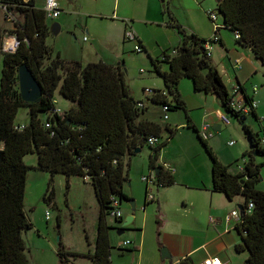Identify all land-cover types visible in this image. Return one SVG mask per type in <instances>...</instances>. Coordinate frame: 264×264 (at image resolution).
Instances as JSON below:
<instances>
[{
  "label": "trees",
  "instance_id": "1",
  "mask_svg": "<svg viewBox=\"0 0 264 264\" xmlns=\"http://www.w3.org/2000/svg\"><path fill=\"white\" fill-rule=\"evenodd\" d=\"M16 16L17 33L21 43L16 52H3V68L0 86V264H33L26 253L24 231L34 224L26 211V187L28 165L24 156L37 152V167L50 173V185L44 195L48 203L54 199V178L57 173L90 177L100 204L97 237L93 251L74 252L66 249L59 239L58 255L66 264L69 256H87L93 264H113L111 250L114 247L106 215L111 197L122 201L131 200L124 191L129 180V161L126 155L135 154L137 148L147 144L150 135L161 136L163 127L149 119H140L141 110L126 79V69L121 63L104 60L83 63L82 60H67L60 53L54 55L47 37L52 24L44 9L36 6L35 0L22 2L8 0ZM217 10L224 18V26L234 33L239 32L238 42L253 49L264 66V0H218ZM168 24L183 37L178 53L165 61L153 59L155 71L163 78L166 91L176 105L187 111V123L196 130L212 161L213 188L230 199L243 196L241 221L237 229L241 241L236 244L239 252L248 251L242 264H264V189L262 181L263 163L256 161L257 154H264L260 134L245 122L247 115L232 107L234 93L231 92L213 63L206 49L211 40L188 31L169 12ZM219 30V29H218ZM217 30V31H218ZM169 63V70L161 63ZM26 64L40 81L43 96L37 103L22 100L19 88L18 68ZM264 74V71H263ZM183 77L192 79L195 90L214 94L225 109L241 117L250 138L251 147L243 153L242 170L233 173L222 162L208 140L203 138L191 119L185 101L181 99L178 84ZM243 99L250 102L245 88L239 84ZM56 91L73 102L67 109L57 110ZM164 90L156 89L151 99L157 103H168ZM27 106L31 120L22 129L16 128L19 108ZM46 117H41V113ZM251 113L258 119L255 109ZM46 121L50 126H46ZM170 136L176 132L166 127ZM169 137L158 146L151 147L150 167H160L156 179L160 185L175 182L172 172L157 163L161 148ZM252 201L254 207L248 211ZM157 237L163 224L160 207L157 208ZM89 242V236L86 234ZM164 246L160 244L162 249ZM183 264V263H181Z\"/></svg>",
  "mask_w": 264,
  "mask_h": 264
},
{
  "label": "crops",
  "instance_id": "2",
  "mask_svg": "<svg viewBox=\"0 0 264 264\" xmlns=\"http://www.w3.org/2000/svg\"><path fill=\"white\" fill-rule=\"evenodd\" d=\"M39 1L41 0L37 1V5L41 7ZM77 1L81 3L79 13L88 15V19L90 18L84 32L88 39L84 40L83 37L84 42L87 43L79 52L63 55L62 51H59L64 59L82 60L83 63L99 60L108 63L122 62L125 69H130L126 53L129 50L134 51V44H131L132 42L127 44L128 41L124 40V31L129 22L145 48L143 53L138 54L150 61L153 66V59H157L162 52L173 45L176 48L182 43V35L168 24L169 13L165 12L167 9H164V4H161L159 0ZM164 2L169 4L167 11L188 31L208 39L213 38L216 33L219 35L220 39L210 45V57L231 92L235 85L240 84L253 98L259 117L256 119L261 121L264 118V66L259 63L260 60L255 56L251 47L241 45L236 38L233 39L231 30L224 26L222 14L218 15L220 27L218 31L216 30L213 21L208 16V10H217L218 0L216 6H212L210 0H164ZM60 3L62 9L66 7L65 0H60ZM110 8L112 9L110 13L105 14ZM62 14L56 20L61 21ZM92 17L93 19L90 21ZM105 20H117V25L111 30H105L101 35L92 24ZM65 24L67 25V21ZM8 27L7 23L0 21V38ZM63 27L64 25L60 24L59 32L54 34L51 30L50 34L58 35ZM109 41L113 42L110 48L98 46L108 44ZM3 57L4 54L0 53V86ZM161 66L162 69L169 70V64L161 63ZM187 80L188 77H183L180 80L178 91L181 94V99L185 101L191 119L197 125L200 133L205 126L208 127L207 131L211 136L207 140L219 159L229 166L231 172H239L244 166V158L241 163L240 152H233L226 148L224 150L222 144V141L226 139L225 131L232 122L230 125L223 123L218 112L228 113V111L214 94L195 90L194 84L193 91L192 89L190 92L185 90L184 83H189ZM189 84L191 85V83ZM256 85L258 90L254 89ZM152 86L166 90L165 84L162 85V83H155ZM143 87L145 90L148 86ZM147 97L150 100V95L147 94ZM55 105L58 109H67V107L59 106L56 99ZM144 111H149L146 103ZM46 116L45 114L43 118ZM139 117L140 119L153 120L162 127L165 125L173 129L177 128L172 137L166 133L169 141L161 148L157 160V163L161 164L165 170L173 173L175 182L171 185L157 184L152 187L156 194L154 200L148 199V185L146 184L144 201L142 196L137 198L136 209L132 211L131 207V211L125 216L124 224L119 227L111 224L115 227L111 230L114 245L111 250L113 264H197L212 255H220L230 264H242L249 253L236 250V244L241 241L242 236L237 229L238 222L230 215L240 211L239 206L244 202L243 196L239 195L230 199L225 193L214 190L213 161L198 132L188 125L186 119H179L175 113L168 114L167 118L163 115L167 120L165 123L152 116L141 117L139 114ZM250 126L258 131L256 124L250 123ZM144 148L145 146L141 148L140 152H143ZM151 152L152 150H150V154ZM136 159L135 154L130 155V166L137 164ZM138 162V168L142 173L153 174L155 169L150 167V163H147L145 157ZM85 178L90 179L88 176ZM260 188L264 189L263 186ZM131 197H134V194ZM123 202H121V206ZM158 206L163 221L159 237H157ZM129 217H132V220L125 224ZM212 218L216 221H212ZM119 229L124 230L122 233L125 234L124 237H119ZM86 233L89 236V242L84 237L85 239L78 245L65 244L66 249L74 252L93 251L97 228L90 234ZM24 238L27 246L26 253L33 264H62L57 252L59 245L39 225L34 224V228L25 230ZM126 239L133 242L131 247L116 248ZM160 244L168 248L172 255L170 259H162ZM66 264H93V262L87 256H69Z\"/></svg>",
  "mask_w": 264,
  "mask_h": 264
},
{
  "label": "rangeland",
  "instance_id": "3",
  "mask_svg": "<svg viewBox=\"0 0 264 264\" xmlns=\"http://www.w3.org/2000/svg\"><path fill=\"white\" fill-rule=\"evenodd\" d=\"M161 4H164V9L169 10L168 2L164 0H159ZM212 6H216L217 0H210ZM66 7L62 10L61 21L55 20L60 24L64 25L63 30L58 35L50 34L47 41L48 44L53 48L54 55H57L59 51H62L63 55L74 54L81 51L83 45L87 42H84L83 37L86 35L85 27L88 22V15L79 13L81 3L77 0H65ZM39 4H42L39 1ZM112 9L105 14H109ZM168 15V13H167ZM18 16V15H16ZM111 19V17L109 16ZM93 17L90 21H92ZM67 21V25L65 24ZM92 25L96 28L99 34H103L105 30H111L116 27L117 20H105L94 22ZM233 39L235 40V33L231 31ZM128 42L127 44H129ZM133 44V43H131ZM113 42L98 46H104L106 48L112 47ZM175 46L168 48L171 51ZM177 48V47H176ZM3 55V52L0 51ZM126 56L129 62V68L127 70L126 79L130 85V88L133 92V96L141 98L146 104H148L149 111L144 110L140 111L141 117L152 116L159 120L162 123H165L167 120L163 117L162 104L157 103L147 97V93L143 89V86H148L154 88L152 85L155 83L163 84L162 78L155 71L154 66L150 61H147L143 58L141 54H138L134 51H127ZM164 64H169L167 62H162ZM261 63V62H259ZM141 69H144L141 72ZM189 83H184V89L188 92L193 91V81L188 77ZM160 89V88H159ZM165 90V89H161ZM168 93V92H167ZM135 97V98H136ZM168 98L172 99V96L168 93ZM55 99L61 107L69 108L73 104L72 101L65 98L59 91H56ZM137 99V98H136ZM174 103L176 101L173 100ZM175 113L176 116L181 120H187V111L182 108L171 109L168 114ZM46 113H41L40 115L44 117ZM230 117L232 124L225 131L226 139L222 141L223 149H229L230 151H239L240 152V162H243V153L245 150H248L251 147L250 138L244 128L241 117L234 115L230 112L227 113ZM31 120V113L27 106H21L16 117V123L28 124ZM247 124L250 125L256 124L257 129L260 133H263L262 124L256 119V117L251 113L246 116L244 119ZM170 136V132L163 126V130L160 136V143L165 141ZM233 141V144L230 142ZM164 147V146H163ZM150 150L149 145H145L143 152L135 153L137 164L135 166H130L129 169V180L124 183L125 191L134 197L137 198L142 196L143 201L146 195V182L142 180L144 175H149V173H142L139 167L140 159L147 160V163H150ZM134 155V154H133ZM130 155H126L125 161L128 162ZM24 160L28 165H31L28 170L27 178V187H26V211L28 217L31 219L33 224L39 225L45 232H48L51 238L56 241L59 245V239L61 238L64 244L73 246L82 243L84 237H86V232L92 233V231L98 226V218L100 211V204L97 199L93 184L91 179L85 178L81 175H71L70 178L64 173H57L54 178L53 188H54V199L52 203H48L44 199V195L47 191V188L50 185V173L46 170L40 169L38 165V154L37 152H30L24 156ZM256 161L263 163L261 168L262 181L259 186L264 187V154H257ZM239 163V162H238ZM236 164V163H234ZM149 171V170H148ZM155 175V170L153 171ZM123 219H115L108 211L106 219L109 224L116 226H121L124 224L125 216L129 211H131V206L128 200H124L122 204ZM47 211L50 212V219H46ZM34 228V226H33ZM125 234L120 235L119 237H124ZM118 246H116L117 248Z\"/></svg>",
  "mask_w": 264,
  "mask_h": 264
},
{
  "label": "built area",
  "instance_id": "4",
  "mask_svg": "<svg viewBox=\"0 0 264 264\" xmlns=\"http://www.w3.org/2000/svg\"><path fill=\"white\" fill-rule=\"evenodd\" d=\"M20 1L29 2L31 0H20ZM37 1L38 0H35L36 6H38ZM41 2H42L41 7L44 9L48 19L56 20L57 18L60 17L62 10H63L61 3H60V0H41ZM10 6H11V4L8 0H0V21H3L9 25V27L3 32V34L0 38V50L2 52H12L13 53V52H16L17 49L19 48L20 43H21V39L19 38L18 33L16 31L17 30L16 15L12 12ZM219 14L220 13L218 10H214V9L208 10V16L213 21V23L216 27V30H218L220 27V24L218 22V15ZM240 37H241L240 33L236 32L235 38L238 40ZM87 39H88V36L85 35L84 40H87ZM219 39H220L219 35L216 33L214 35V37L211 38V40L206 42V49H207L209 54H210V45L213 42L218 41ZM124 40L128 41V42H132L134 44V51H136L137 53H143L145 51V48L143 46V43H142L140 37L134 31L130 22L127 24V27L125 28ZM177 53H178V48H173L171 51L166 50V51L162 52L161 55L157 59H159L160 61H165L168 58L176 55ZM143 71H144V69H141V72H143ZM254 89L258 90V86L256 85ZM145 92L147 94L154 95L156 93V90L154 88L147 87V88H145ZM163 93L168 96V93L166 90H164ZM233 93L235 96H234V99L232 102V107L237 112H239L241 114H245V115L251 114L252 109H255V101L252 99L250 102H246L241 95L239 85H235L233 87ZM172 99L174 100L173 96H172ZM173 100H170L168 98V103L162 104V108L164 111L163 115L166 118L168 116V112L171 109H173V107L176 105V103H174ZM138 107L140 109H144L145 108V102L144 101L139 102ZM57 110H60V109L57 108ZM218 115H219L220 119L223 121V123H225L226 125H230L231 120H230V117L227 113L218 112ZM260 122L263 126L262 127L263 133H260L259 130H258V132H259L260 137H261L260 143L262 146H264V118ZM24 126H25L24 124H17L16 128L22 129ZM46 126L47 127L50 126V123L48 121H46ZM207 130H208V127L205 126L203 128L202 132L200 133L201 136L205 139H207L209 136H211V134H209V132ZM159 143H160V136L150 135L147 139V144L152 146V147L158 146ZM233 143H234L233 141L230 142V144H233ZM142 179L148 185V192H147L148 199L154 200L156 197V194L152 190V187H155L158 184L157 179H156V175H153V174L144 175L142 177ZM253 207H254V203L252 201H250L248 204L247 210L251 211L253 209ZM108 211L115 219H117V220L123 219V213L121 210V200L119 199L118 196L113 195L111 197L110 208ZM50 216H51L50 212L47 211L46 219L49 220ZM230 217H232L238 223L241 221V213L239 210L237 213L230 215ZM212 221L215 222L216 220L212 218ZM132 245H133V242L130 239H126V240H123L121 243H119L117 246L119 249H125L128 247H131ZM197 264H230V263H229V261L223 259L220 255H212V256H208V257L204 258L203 260L199 261Z\"/></svg>",
  "mask_w": 264,
  "mask_h": 264
},
{
  "label": "water",
  "instance_id": "5",
  "mask_svg": "<svg viewBox=\"0 0 264 264\" xmlns=\"http://www.w3.org/2000/svg\"><path fill=\"white\" fill-rule=\"evenodd\" d=\"M60 30V24L58 22H54L52 24V32L57 34ZM18 76H19V88L22 100L27 103H37L43 96V89L40 81L34 75L32 70L26 64H21L18 68ZM141 151V148H137L135 153ZM160 167L155 169V174L158 175ZM132 211L136 209V201L135 199L128 200ZM240 213H242L243 205L239 206ZM132 220V217H129L125 224H128ZM124 232L123 229L118 230V234L121 235ZM162 259H170L172 257L170 251L166 246L161 249Z\"/></svg>",
  "mask_w": 264,
  "mask_h": 264
}]
</instances>
